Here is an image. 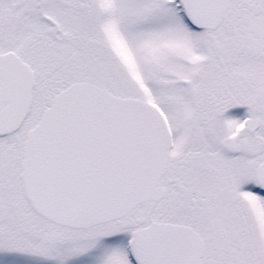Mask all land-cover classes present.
Here are the masks:
<instances>
[{"label":"snow or ice","instance_id":"obj_1","mask_svg":"<svg viewBox=\"0 0 264 264\" xmlns=\"http://www.w3.org/2000/svg\"><path fill=\"white\" fill-rule=\"evenodd\" d=\"M0 264H264V0H0Z\"/></svg>","mask_w":264,"mask_h":264}]
</instances>
